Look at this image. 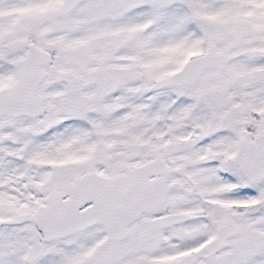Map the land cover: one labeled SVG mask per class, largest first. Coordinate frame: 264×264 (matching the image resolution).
I'll return each instance as SVG.
<instances>
[{
    "label": "snow or ice",
    "instance_id": "1",
    "mask_svg": "<svg viewBox=\"0 0 264 264\" xmlns=\"http://www.w3.org/2000/svg\"><path fill=\"white\" fill-rule=\"evenodd\" d=\"M0 264H264V0H0Z\"/></svg>",
    "mask_w": 264,
    "mask_h": 264
}]
</instances>
